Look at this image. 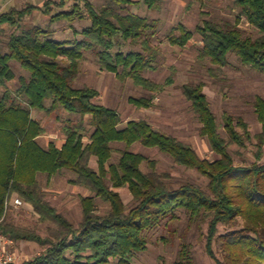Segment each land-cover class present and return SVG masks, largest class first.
Instances as JSON below:
<instances>
[{"label":"trees","instance_id":"16d2710c","mask_svg":"<svg viewBox=\"0 0 264 264\" xmlns=\"http://www.w3.org/2000/svg\"><path fill=\"white\" fill-rule=\"evenodd\" d=\"M69 2L46 0L43 6L29 4L0 13V229L18 246L28 241L42 249L21 264H108L112 259H117V264H134L135 255L148 249L147 233L177 219L179 210L190 215L191 223L208 224L206 250L216 264H264V97L255 100L262 131L255 136L258 151L256 161L250 165L238 166L230 150L231 144L246 147L253 140L248 123L226 114L225 137L204 82L186 83L182 89L202 123V136L218 158L200 157L192 145L156 129L146 119H131L121 127V113L97 102L98 89L74 85L80 63L85 53L93 50L102 70L116 73L124 81L132 79L147 91L141 97L131 96L132 104L152 107L157 94L172 85L174 78L154 81L144 74L156 69L153 58L142 51L126 53L115 47L117 37H121L142 41L144 49L152 51L151 36L157 32L158 21L133 12L118 13L117 8L138 1L110 0L100 8L90 0ZM145 2L155 5V0ZM233 3L239 10L236 21L204 19L194 30L181 24L168 37L171 43L184 47L199 33L201 56L210 60L213 75H219L227 66L229 52L264 74V0ZM36 10L51 22L70 24L87 12L92 24L80 32L81 40H57L51 29L41 25L18 31L16 27ZM242 19L257 31L256 36L246 34L240 26ZM7 27L13 31L3 41L1 35H6ZM13 60L28 73L20 76L15 91L7 86L17 76ZM60 108L79 114L82 120L64 126L62 146L54 140L44 146L39 137L46 133V127L33 117V110L54 112ZM87 116L92 130L85 124ZM121 143L157 148L177 164L206 177L208 183H177L169 173L158 171L154 160L114 145ZM116 151L121 156L111 161ZM145 162L150 170L144 169ZM64 170L76 173L70 180L72 184L91 191L80 198L83 214L78 224L52 204L39 180V173L52 176ZM123 187L132 195L130 208L118 191ZM16 195L48 224V234L9 219L6 202ZM96 196L109 204L106 212L99 211ZM220 225L228 229L222 233ZM216 241L221 244L222 259L215 254ZM173 264H196L192 243H181Z\"/></svg>","mask_w":264,"mask_h":264},{"label":"rangeland","instance_id":"374dc122","mask_svg":"<svg viewBox=\"0 0 264 264\" xmlns=\"http://www.w3.org/2000/svg\"><path fill=\"white\" fill-rule=\"evenodd\" d=\"M46 0H0V13L9 11L12 7H23L34 4L41 5ZM77 0H70L69 5ZM97 7L108 5L110 0H90ZM137 3L127 4L124 8H117L118 13H136L140 16L157 20V32L151 36L152 51L144 49L142 41H125L121 37L116 39V51L130 52L142 51L153 58L154 70L146 71L144 74L156 82H165L168 77L174 78V83L168 86L162 93L157 94L155 103L150 108H138L129 100L131 96L141 97L147 91L136 85L132 79L121 80L116 73L102 70L98 57L94 51H87L80 63L79 72L74 82L76 87L90 86L99 90L100 96L97 102L118 110L122 115L121 127H125L131 119H146L156 129L175 136L177 139L192 145L202 158L216 159L219 156L214 153L207 139L201 134L199 118L194 112L191 102L183 93V85L186 83H205V93L211 102L213 112L217 115L222 134L227 137L224 129L225 115L241 117L249 125L254 136L252 141L247 142L246 147L231 144L230 150L235 157L238 166L250 165L256 161L258 151L257 138L262 131L256 110V97H264V74L244 65L234 52L228 54V64L219 75L210 72L212 64L209 59L201 56L203 46L202 37L195 33L194 37L186 46L171 43L168 34L181 24L194 30L204 19L214 18L217 20L236 21L239 13L233 0H155V5L150 6L145 0H133ZM83 3V2H81ZM86 10V9H85ZM76 20L73 24L69 21L51 22L50 18L41 11H34L26 16L22 23L17 26L18 31L32 28L37 25L45 26L52 30L53 38L63 40H81L80 33L84 28L90 26L92 21L86 16ZM240 26L247 35L256 36L257 31L242 19ZM13 28L7 27L1 35L5 41ZM178 33L180 30H176ZM16 72V78L7 83V86L15 91L19 85V78L28 73L16 60L11 61ZM48 105L51 103L48 101ZM33 117L39 119L46 127V133L39 137V142L47 146L52 140L59 146L65 140L64 126L68 123L82 120L79 114L69 113L60 108L54 112L33 110ZM88 129H93L90 117H85ZM116 148L129 149L140 152L156 162V169L160 172L169 173L177 183L191 180L204 186L208 179L197 171L177 164L174 159L161 152L157 148L147 147L141 143H135L130 147L126 144H114ZM121 156L116 151L111 161H117ZM264 162V146L263 157ZM95 162V161H94ZM93 162V165L95 163ZM145 170H150L147 162L143 165ZM76 173L64 170L61 173L49 176L47 173H39L41 185L47 191V197L61 212L75 224L82 219V207L80 198L91 194L90 189L74 185L71 179ZM127 207L133 205V199L127 187L119 188ZM18 196V195H16ZM19 197V196H18ZM101 213L109 209V204L100 197H95ZM8 217L11 221L24 226L36 227L43 235L48 234V224L39 219V215L33 207L25 203L19 207H9ZM243 221L240 222V225ZM239 225V226H240ZM220 232L228 228L220 225ZM208 224L201 221L190 222V215L183 210L178 211V218L169 220L166 225L147 233L148 249L139 252L134 257V264H173L177 259L181 243L186 240L193 245L196 264H216V261L206 250V237ZM41 247L34 242H22L19 246L20 264L31 259L41 252ZM214 251L218 258H223V252L219 241L214 243ZM108 264H117V259H112Z\"/></svg>","mask_w":264,"mask_h":264},{"label":"built area","instance_id":"2783aa9c","mask_svg":"<svg viewBox=\"0 0 264 264\" xmlns=\"http://www.w3.org/2000/svg\"><path fill=\"white\" fill-rule=\"evenodd\" d=\"M24 204L20 197L12 196L7 200L6 208L8 210L9 207H19ZM20 258L17 241L0 229V264H20Z\"/></svg>","mask_w":264,"mask_h":264},{"label":"crops","instance_id":"0c3cea01","mask_svg":"<svg viewBox=\"0 0 264 264\" xmlns=\"http://www.w3.org/2000/svg\"><path fill=\"white\" fill-rule=\"evenodd\" d=\"M41 6V5H38ZM21 8V7H20ZM65 140L62 142L61 146L64 144ZM28 207H32L30 204H27Z\"/></svg>","mask_w":264,"mask_h":264}]
</instances>
